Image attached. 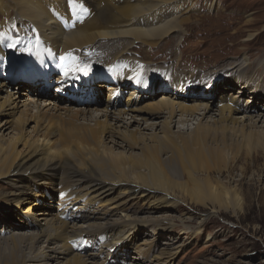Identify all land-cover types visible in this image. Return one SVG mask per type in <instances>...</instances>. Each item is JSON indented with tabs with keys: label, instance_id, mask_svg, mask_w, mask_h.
Instances as JSON below:
<instances>
[{
	"label": "bare ground",
	"instance_id": "obj_1",
	"mask_svg": "<svg viewBox=\"0 0 264 264\" xmlns=\"http://www.w3.org/2000/svg\"><path fill=\"white\" fill-rule=\"evenodd\" d=\"M11 1L18 16L13 20L22 28L17 32L14 22L0 26V76L12 69L15 57L21 54L18 45L31 43L35 47L38 37L42 49L34 52L36 62L69 52L74 55L75 50L87 47L97 54L93 77L102 64H114L115 71L109 73L118 78L119 87L96 83L93 78L85 89L93 101L78 102L38 80L16 82L23 89L18 95L12 91L17 86L0 77V179L8 186L0 196L10 205L0 202V211H8L0 220V264H168L183 247L173 241L157 255L150 245L135 247L137 255H129L127 242L137 231V222L139 226L172 229L176 220L133 217L93 223L90 221L104 219L106 212L80 210L73 204L78 200L89 206L112 204L114 210L130 207L133 198L161 191V196L148 197L149 204L143 208L146 214L164 208V204L178 207L183 200L210 204L211 212L194 223L197 233L211 214L241 210L239 189L229 190L220 181H215L214 187L210 175L241 155L252 157L264 151V109L257 102L264 98V57L254 65L246 56L226 63L232 78L246 71L258 72L263 92L254 87L243 99L242 89L222 94V88L219 92L218 86L211 85L210 92L185 93L179 85L189 77L198 78L196 74L187 72L184 77L167 70L168 76L148 77L146 64L126 55L135 42L154 46L170 32L179 31L186 20L179 16L194 9L199 0ZM77 1H91L94 7L84 2L75 5L72 13ZM203 5L211 9L214 1L205 0ZM224 33L221 27L216 31L219 37L215 34L209 40L207 36L204 42L220 50ZM201 76L213 82L211 75ZM244 76L254 78L252 74ZM242 82L240 79L235 85L245 87ZM192 120L195 125L191 129L182 127ZM104 142L137 149L138 153H114ZM175 163L186 169L182 183L170 181L162 172L163 167L173 169ZM117 189L120 191L113 197ZM53 191L70 199L61 212L64 200L56 195L59 218L49 211L31 210ZM24 204L31 207L18 216ZM178 222L183 230L190 226L189 217L182 216Z\"/></svg>",
	"mask_w": 264,
	"mask_h": 264
},
{
	"label": "rangeland",
	"instance_id": "obj_2",
	"mask_svg": "<svg viewBox=\"0 0 264 264\" xmlns=\"http://www.w3.org/2000/svg\"><path fill=\"white\" fill-rule=\"evenodd\" d=\"M207 1L210 4L214 1V6L211 9L203 5L205 0H199L194 4V9L179 16V19H186L180 23L182 28H179V31L170 32L154 46L135 42L130 51L127 52L126 57L145 63L146 66L145 64L144 66L148 69L145 75L152 78L161 77L162 75L168 76L167 70L172 71L171 73H179L180 76L184 77H186L187 72L196 74L198 78L190 80L189 77L183 85H179L182 87V92L185 93H197L204 89L210 92L211 85L218 86L219 92L222 88V94L234 93L237 89H242L243 99L251 95L250 89L254 87L263 92L262 80L259 78L258 72L246 71L244 73L246 75L252 74L254 78L245 77L244 74L232 78L226 63L239 61L240 58L246 56L248 61H251V64L254 65L256 60L264 57V0ZM84 2L94 7L91 1ZM119 4H123V2ZM0 5L2 8L0 9V26L5 25V23V26H7L6 20H10L11 17L17 20L18 16L13 9L11 0H0ZM14 20H11V22H14ZM221 27L225 30L220 45L222 49L213 50V46L209 45L208 41L204 42L203 38L208 36L205 39L210 38L209 40H211ZM249 35H251L250 39L246 40ZM216 36L218 35L216 34ZM252 68L255 69V66H252ZM203 73L211 75L213 81L211 84L201 76ZM240 79H242V85L245 87L235 85ZM15 86L17 87L14 89L12 87V91L19 95L23 91L22 86L16 84ZM28 94L31 95L30 92ZM159 94L157 93L155 96L157 97ZM251 97L256 98L255 96ZM260 99L257 102L260 103L259 106L263 105L264 109V103L262 102L264 98ZM193 122L195 120L184 123L182 127L191 129L195 125L192 124ZM31 125L32 123L26 127L27 131H30ZM133 128L135 126L131 127V129ZM143 133H149V130H143ZM104 146L113 150L114 153L120 152L126 155H129L130 152L138 153L137 149L128 150L125 146L114 147L107 142H104ZM74 163L76 164V161ZM162 172L167 174L169 180L174 183H182L186 180V169L177 163L174 164L173 169L163 167ZM210 176L214 187L216 186L215 181H220L229 190L239 189L238 191L243 196V205L241 210L236 213L231 210H221L211 214L206 225L199 233L195 232L194 228L196 219L202 214L211 212L213 207L210 204L205 206L183 200L178 196L177 189L174 193L183 202L175 208L172 205L164 204V208L157 209L152 214H146L143 208L149 204L148 197L161 196V191L150 192L145 198L136 197L129 200L130 207L128 208L112 210V204L94 203L89 206L83 204L84 201L82 200H78L79 202L73 204H77L78 208L83 211L106 212L104 219L90 221L93 223L129 220L133 217H170L176 220L177 225L172 229H154L152 226H139L140 222H137L138 229L128 238L127 242L130 249L129 255H137L135 247L149 245L154 250L153 254L157 255L163 248L167 247V244L178 241V243H183V247L173 255L168 264H264V151H259L253 154L252 157L241 155L238 160L228 165L227 168L222 170L221 166L220 172L217 170L212 171ZM7 189L8 186L0 179V191H6ZM119 191L120 189L114 191L112 196H117ZM57 193L53 191L51 195L37 202L36 206L22 205L18 210L20 213L17 212L18 214H16L18 216L24 214L28 206L35 213L49 211L59 218L62 209L61 212L57 211L56 205L59 202L54 200H57ZM228 194L225 196L228 197ZM0 202L7 205V207L10 206L7 201L2 199V196H0ZM32 202H34L33 199ZM7 212L3 208L1 209L0 220L5 219L6 215L3 214H7ZM182 216L190 219L188 229L183 230L178 224V219ZM17 221L16 219L15 223ZM28 231L27 229L25 232ZM155 231L159 234H155ZM60 239L58 240L60 241ZM133 248L135 249L134 252Z\"/></svg>",
	"mask_w": 264,
	"mask_h": 264
},
{
	"label": "snow or ice",
	"instance_id": "obj_3",
	"mask_svg": "<svg viewBox=\"0 0 264 264\" xmlns=\"http://www.w3.org/2000/svg\"><path fill=\"white\" fill-rule=\"evenodd\" d=\"M37 43H39L38 40ZM9 47H15V44H9ZM32 50H33V46L31 43H29L27 47L21 49V51L28 53H31ZM59 67L63 70V75L67 76L70 73H74V72L86 73L90 66L88 64H81L79 62V58L73 55L71 52H69L60 57Z\"/></svg>",
	"mask_w": 264,
	"mask_h": 264
}]
</instances>
